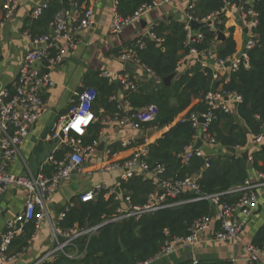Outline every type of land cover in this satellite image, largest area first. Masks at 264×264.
<instances>
[{
	"label": "trees",
	"instance_id": "1",
	"mask_svg": "<svg viewBox=\"0 0 264 264\" xmlns=\"http://www.w3.org/2000/svg\"><path fill=\"white\" fill-rule=\"evenodd\" d=\"M194 7L189 10L190 15L204 23L203 20L211 16L210 21L204 23L193 37L200 33L203 40L186 44L187 33L184 24L176 21L158 23L151 28L162 43H156L149 37H139L145 47L137 51V61L149 70L157 79L158 85L151 87L150 83H138L135 90H121L119 85L110 84L101 77L99 72L90 73L84 78V87L96 91L97 99L93 104L95 115L102 109L101 115L112 116L116 102L112 97L126 100L132 111L147 105L157 107V116L152 123L140 124L142 130L157 129L161 135L149 139V153L146 162L152 167L162 166L163 177L168 180H183L197 177L200 196L222 193L230 188L242 185L249 178L250 170L246 167L239 154H232L227 149L247 148L251 135H258L264 129V0H253L252 8L256 13V27L253 29L255 45L246 50L248 67L241 63L236 69L229 70L228 80L224 77L213 79V70L202 67L198 58L190 63L183 71L179 65L190 56L191 49L198 53L213 52L218 60L226 62L236 52V41L233 37L234 28H226V18L221 13L223 0H193ZM234 3L232 0H228ZM243 1V0H242ZM77 5L85 7L88 0H75ZM152 0H118L116 8L120 18L126 19L142 5L151 4ZM242 6V2L240 4ZM69 7L66 0H50L37 19L32 20L28 28L31 35H41L48 32V25L62 9ZM245 9H248L246 7ZM210 22V24H207ZM27 28V27H26ZM36 30H40L37 32ZM226 33L225 41H216V32ZM129 43L131 45L134 41ZM128 45V46H129ZM133 76L132 73H130ZM173 75L170 85L163 84V78ZM222 86L229 93L237 94L241 102L237 104L234 114H219L217 120L210 127V135L214 137L220 152L206 156L208 166L199 157H193L187 165H183L177 157L192 145L193 128L187 119L191 114H202L205 111L204 97L210 91ZM98 116V115H97ZM96 122L87 129L82 138L83 145L99 142L102 125ZM242 125L247 131H244ZM145 142L138 137L137 144L122 148L119 143L108 148L112 151V159L124 163L132 158L133 153ZM130 150V154L122 159H115V154ZM65 152L56 151L54 156L61 159ZM253 171L264 174V150L259 148L250 152ZM50 173L49 168L43 170ZM120 190L124 198H129L131 207H143L149 196L157 190L152 179L142 176H132L126 181H120ZM190 192L183 193L180 201L195 199ZM237 195H226L223 201L233 202ZM177 201L172 200L171 202ZM120 206L115 202L114 195L102 191L96 202H80L74 199L69 203L65 216L60 222L63 231L78 229L88 230L99 226L94 233L79 237L75 241L76 248L82 256L78 259H68L59 255L54 264H144L153 260L161 251L163 245L176 237H185L194 221L201 218H211L213 207L208 200H197L183 203L177 207L158 210L150 214H143L139 219L126 218L112 221L116 209ZM27 238L35 231L34 223L29 222L24 227ZM252 244L257 248L264 246V224L258 229ZM180 264H232L227 260H187Z\"/></svg>",
	"mask_w": 264,
	"mask_h": 264
},
{
	"label": "built area",
	"instance_id": "2",
	"mask_svg": "<svg viewBox=\"0 0 264 264\" xmlns=\"http://www.w3.org/2000/svg\"><path fill=\"white\" fill-rule=\"evenodd\" d=\"M66 1L69 7L62 9L55 19L49 23L47 33L41 35L26 33L32 46L23 58L16 81L10 86L0 88V195L9 188L20 189L25 193L22 211L7 222L0 234V262H5L9 259L8 252L12 242L23 233L25 225L29 222L33 221L35 229H38L43 222H47L52 243L51 249L33 264H54L56 255H63L68 259L78 257L79 253H69L66 248L77 249L75 241L79 237L94 233L99 227L96 226L82 231L78 229L63 231L60 227V222L63 220L67 208L58 214L55 223H52L48 210V205L55 191L73 174L88 173L89 177L91 176V172L85 169V164L91 155L99 151L98 145L100 142H93L84 146L82 138L90 125L98 121V117L93 111V104L97 99L95 90L82 87L72 99L67 114L60 117L54 125L51 138L60 140L61 145L64 147L65 154L61 159H57L54 156V152L47 157L40 171L36 174L28 173L16 176L7 170V165L18 158L20 147L28 136L31 125L38 117L42 106V92L54 85L49 72L44 69H50L60 64L68 54L69 49L74 48L72 30L81 31L90 28L94 24L93 3L95 0H88V5L81 7L82 9H80L75 0ZM171 1L152 0L151 4L142 5L132 16L122 19L116 11L118 0H113L111 6L112 23L109 32L116 34L124 25L140 21L141 16L146 11L163 4H169ZM223 2L224 7L221 9V13L224 14L230 8H236L241 25L247 29L248 38L241 55L237 59L233 58L231 68H225V62L218 60L216 55L210 51L200 54L195 49H191L190 55L195 58L200 57L201 66L209 67L213 70L214 80L224 77V80L227 81L229 70L236 69L241 63L245 68L248 67L245 51L255 45L253 29L256 27L257 21L256 13L252 8L253 0H241L240 4L242 2V6L239 4L238 7L228 0H223ZM17 3L18 0H4L2 21L10 18L17 7ZM45 6L39 5L33 9V19L41 16ZM193 7L194 3L189 4L186 11L187 22L184 24V29L187 33L186 44H191L194 41L200 42L204 39L200 33L193 37L192 33L194 31L188 25L190 21L200 23L199 20L194 19L189 13V10H192ZM246 7L248 9H245ZM210 19L211 16H208L203 22L210 21ZM148 37L156 43V47L161 46V39H158L153 33H149ZM144 47L145 43L141 39H137L119 53V60L126 64L136 63L144 68L157 82L154 75L140 65L136 59L137 51ZM204 60L213 61L220 69L214 70ZM100 76L105 78L110 84L121 86L123 91L135 90L139 83L126 70L112 74L102 72ZM111 100L116 102V107L115 112L111 117H108V120L119 128L129 127L141 131L140 124H149L156 119L157 107L155 105L150 104L139 110L132 111L126 100L117 96L112 97ZM240 102L241 99L237 94L229 93L220 86L215 91L208 92L204 97L206 109L202 114L193 113L187 119H179L183 122L188 121L194 131L191 147L184 149V152L177 156L183 165H187L193 157H199L204 159L205 167L208 166V158L203 154L202 147L216 144L214 137L209 133L210 127L217 120L219 114H234L236 106ZM200 118L203 119V122H200ZM142 131L157 132V129L148 128ZM60 133L63 135L62 138L59 137ZM143 138L145 142L138 146L132 158L124 163L114 161L112 159V151L108 147L104 148L102 151L103 163L98 170L103 173L120 171V181H126L132 176L152 179L157 186V190L149 196L146 205L143 207H131L128 205V197H122L121 199L115 193V190L109 188L105 182L96 185L89 191L80 193L77 197L79 201L96 202L102 191L110 192L114 195L115 202L120 204L111 220L120 221L126 218L139 219L143 214L177 207L190 201L208 200L214 211L212 217L194 221L187 236L169 239L154 259L168 256L180 248L194 247L201 242L202 235L212 229L213 222L216 225V228H213L210 234L213 241L219 243L238 242L245 220L252 215L258 205L256 190L264 189V174L256 172L253 180L247 178L242 185L230 188L222 193L200 196L197 184L198 176L183 180H168L163 177L164 168L162 166L152 168L146 162L149 153V139ZM137 139L129 138L119 142V144L122 148H127L136 145ZM197 140L202 142V146L200 149L192 150ZM248 145L252 148L264 150V129L258 135H251ZM236 151L239 155L242 152L240 147H237ZM248 162H252L250 154ZM45 168H49L51 172L48 174L44 173L43 170ZM159 189L162 190L160 195L158 194ZM186 192L196 196L195 199L180 201L179 197ZM226 195H237V199L230 203L223 201L222 198ZM176 199L177 201L171 202ZM243 251L245 255L243 261L246 264H259L260 257L264 256V246L257 248L253 244H248L243 246ZM80 255L82 256V254ZM231 262L232 264H238L237 260H232Z\"/></svg>",
	"mask_w": 264,
	"mask_h": 264
},
{
	"label": "crops",
	"instance_id": "3",
	"mask_svg": "<svg viewBox=\"0 0 264 264\" xmlns=\"http://www.w3.org/2000/svg\"><path fill=\"white\" fill-rule=\"evenodd\" d=\"M50 0H18L17 7L9 19L2 21L4 0H0V88L12 85L17 78L18 70L23 58L31 48V43L26 35L32 24V11L39 5H46ZM113 0H95L93 3L94 24L90 28L81 31L72 30L73 49H69L63 61L50 69L49 72L54 85L42 92V106L36 121L31 125L28 136L20 147L18 158L7 165V170L13 175L36 174L47 157L56 151H64L60 140L51 138L52 130L57 120L66 115L75 94L84 87V78L90 73L102 72L120 73L125 70L126 63L119 60V53L129 45L130 42L139 38L147 37L151 28L158 23L176 21L182 24L187 22L186 11L193 0H172L169 4H163L146 11L140 18L142 23H131L124 25L116 34L109 32L112 15L111 6ZM226 18L225 27L234 28L233 37L236 41V52L232 57L237 59L244 50L247 32L241 25L239 13L236 8L224 13ZM27 27V28H26ZM48 30V29H47ZM39 32L40 30H36ZM227 37V34L224 33ZM196 58L190 55L179 65V70L183 71ZM214 70L220 68L213 61H206ZM134 69L130 73L140 83L146 84L148 80L154 79L147 71L136 63L129 64ZM43 68L42 66H40ZM225 70V69H223ZM226 71V70H225ZM223 71V72H225ZM222 72V73H223ZM122 90V89H121ZM122 99V95L119 96ZM102 109L96 115L100 119L102 129L99 142L104 143V148L112 144H117L129 138H138L140 130L129 127H117L109 122L108 115H101ZM142 131V130H141ZM256 148L247 146L241 149L247 150L250 154ZM202 152L206 156L216 155L220 152V147L209 145L202 147ZM241 152V153H242ZM130 154V150L115 154V159H122ZM238 154V152H236ZM241 155V154H240ZM103 163V153L101 150L91 155L85 164V169L91 172L73 174L67 181L55 191L51 202L48 205L52 223L56 222L60 212L66 209L78 193L89 191L96 185L105 182L106 185L115 190L120 184V171L106 173L101 179L93 177V173L98 171ZM255 171L250 170L249 178L254 179ZM65 188L72 193L70 199L66 198L61 188ZM258 205L252 215L244 222V227L239 235L238 242H215L210 234L212 229L205 232L201 237V242L194 247L180 248L172 254L154 259L147 264H180L187 260H237L238 264H246L244 260L243 246L252 244L258 229L264 224V189H257ZM25 193L23 190L9 188L0 195V234L5 225L23 209ZM27 232L19 235L11 244L8 252L9 259L0 264H33L42 257L52 247L50 230L47 222H43L38 229H35L30 238H26ZM69 253H78L77 249L66 248ZM79 256L73 259H78ZM59 255H56V258ZM259 264H264V256L260 257Z\"/></svg>",
	"mask_w": 264,
	"mask_h": 264
},
{
	"label": "water",
	"instance_id": "4",
	"mask_svg": "<svg viewBox=\"0 0 264 264\" xmlns=\"http://www.w3.org/2000/svg\"><path fill=\"white\" fill-rule=\"evenodd\" d=\"M232 1H233L234 4L238 7L239 4H240V1H241V0H232ZM139 22L142 23L143 21L140 20ZM207 24H210V22H208ZM188 25H189V27H190V29H191L192 31H197L200 27H202V26L204 25V23H198V22H196V21H190ZM244 31L247 32V29H244ZM147 37H148V36H147ZM225 39H226V36L224 35V33L220 32V31H217V32H216V41H217L218 43H221V42L225 41ZM198 59H200V57H199ZM232 62H233V60L226 61L225 64H224V67H225V68H231ZM125 70L128 71V72H131V71H133L134 69L130 68L129 64H126V65H125ZM172 78H173V75H170V76H168V77L163 78V84H164L166 87H168V86L170 85V82H171V79H172ZM119 87H120V89H122L121 86H119ZM199 120H200V122H203V119H202V118H200ZM242 127H243L244 131H247V129L245 128L244 125H242ZM156 134H157L156 131H147V132H145V131H140V133H139V137H145V138L151 139V138H153ZM59 137H60V138L63 137L62 133L59 134ZM201 146H202V142H201L200 140H197L196 143L193 145L192 150L200 149ZM103 149H104V143L101 142V143L98 145V150L103 151ZM227 151L230 152V153H232V154H236V152H237L236 149H234V148L227 149ZM248 156H249V152H248L247 150H245V151H243V152L241 153V157H242V159H243L244 161H246V167H247V169H248V170H251V169H252V166H251V164L248 162ZM61 189H62V192L65 194L66 198L70 199L71 196H72L73 194L70 193V192H68L64 187L61 188ZM115 193H116V194L122 199L123 195H122V192H121V190H120V185H117V186H116V188H115ZM161 193H162V190L159 189L158 194L160 195ZM78 195H80V193H78L77 196H78Z\"/></svg>",
	"mask_w": 264,
	"mask_h": 264
},
{
	"label": "rangeland",
	"instance_id": "5",
	"mask_svg": "<svg viewBox=\"0 0 264 264\" xmlns=\"http://www.w3.org/2000/svg\"><path fill=\"white\" fill-rule=\"evenodd\" d=\"M147 83H150L151 87H154V86L158 85L155 82H153L152 80H148ZM159 135H161V133H157L152 139H154L155 137H157ZM105 174L106 173H103L102 171L98 170V171L93 173V177L101 179L102 177H104Z\"/></svg>",
	"mask_w": 264,
	"mask_h": 264
},
{
	"label": "bare ground",
	"instance_id": "6",
	"mask_svg": "<svg viewBox=\"0 0 264 264\" xmlns=\"http://www.w3.org/2000/svg\"><path fill=\"white\" fill-rule=\"evenodd\" d=\"M61 186V185H60ZM33 222V221H32Z\"/></svg>",
	"mask_w": 264,
	"mask_h": 264
}]
</instances>
